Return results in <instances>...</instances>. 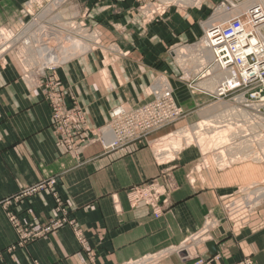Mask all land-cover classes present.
Here are the masks:
<instances>
[{
	"label": "crops",
	"instance_id": "obj_1",
	"mask_svg": "<svg viewBox=\"0 0 264 264\" xmlns=\"http://www.w3.org/2000/svg\"><path fill=\"white\" fill-rule=\"evenodd\" d=\"M28 1L0 0V28L23 22ZM141 3L77 1V18L99 30L102 43L63 63L53 75L67 107L84 110L91 128L107 124L117 106L137 107L149 100L148 89L160 72L168 74L175 99L187 114L179 122H196V104L205 96H196L189 83L196 87L200 78L189 70L185 76L190 78L180 80L181 71L169 49L173 44L199 40L204 12L170 9L161 21L143 25L138 12ZM3 62L0 264H128L160 255L156 264H193L198 259L205 264H239L247 257L255 264H264V199L244 215L228 218L222 210L237 198V188L262 179L259 166L197 167L200 154L195 147L182 149L168 166L157 160L150 143L106 152L97 142L83 150L77 163L65 153L52 131L51 109L42 90L25 84L23 71L11 57L7 55ZM168 169H172L178 189L168 198L161 216L156 218L143 202L132 207L127 193L149 180H161ZM50 179L56 180L61 212H57L59 205L51 190L2 205L24 188ZM211 211L218 223L209 238L196 242L191 249L184 247L186 240L204 229ZM9 213L15 214L22 226L37 229L62 217L73 225L65 224L10 252L18 235ZM77 227L81 237L77 236ZM209 242L216 244L215 256L206 247ZM180 249L183 251L177 252Z\"/></svg>",
	"mask_w": 264,
	"mask_h": 264
},
{
	"label": "rangeland",
	"instance_id": "obj_2",
	"mask_svg": "<svg viewBox=\"0 0 264 264\" xmlns=\"http://www.w3.org/2000/svg\"><path fill=\"white\" fill-rule=\"evenodd\" d=\"M77 1L78 0H62L61 2H59V0H29L24 8L25 18H23V22L16 23L11 27L0 28V61H2V63L4 64L3 59L6 58L7 55L11 57L23 71V80L29 88L41 87L43 89L47 84H49L53 72L57 69V67L67 62L68 60L78 58L101 45L102 33L96 28L92 27L90 24H87V22H84V20H82L81 18H77ZM256 1H258L257 3L260 5L259 0H142L141 5L138 7V12L141 15L143 25H150L161 21V19H163L165 15L168 14L170 9H176L182 13L191 10H196V12H204L205 17L202 20L201 24L203 28V34L199 38V40L194 43L184 45L173 44L170 47L169 52L173 56L174 61L177 63V67L181 71L182 76L180 77V80L188 78L189 76L187 75V77L185 76V74L189 73V70H193L196 78H200V80L195 83L196 87H192V84L189 83V88L192 89V91L196 92V96L205 97L204 99H202V102L198 103V106L196 104L195 123L183 125L181 124V122H179L180 120H183L187 115L185 110L183 109L184 115L182 119L160 130L150 132L148 135L144 136L143 140L137 141L132 144L140 146L148 145L150 143L154 149L157 160L160 163H163L164 165L166 164L168 166L172 165V160L175 158V155L185 147H195L199 152L200 162L197 163V167H199V165H201V167H204L209 164L210 167L215 166L218 169H226L238 164L257 165L263 171L262 179L248 185L241 186L236 190V192H238L239 189H243V192H246V195L244 197L249 195L250 192H253L260 187H264V107L261 106L264 101L260 100L259 102H255L251 97H245V95L242 94V91L233 92L231 94H228L226 97H220L221 95L217 91V89L215 90L213 86L208 87V83L205 80L215 79L217 80V83H219L220 80H226L229 75L226 72H220L217 66H213V68L211 67L210 63H212V56L206 50L204 51V53H201L204 50V47H202L201 44L204 38L205 28L207 24L216 17L215 14L219 10L218 8H220L221 6L223 7V5L224 7H227L230 4L238 3L249 5L253 2L256 3ZM261 1L264 2V0ZM261 7L264 12V7ZM221 19L222 17L216 18L214 22L218 23ZM262 29L263 30L261 31V34L264 36V26ZM45 30L58 32L62 34L63 37L62 39H59L54 34H46L44 32ZM24 32L26 33L25 38L18 40V43L13 45V43L11 42L13 41L12 39H14L13 37H15L16 39L20 34ZM43 34H45L46 36H42ZM6 36H9V40L11 41L6 44L7 48L3 49L4 47L1 48V45L5 44L4 42ZM42 38L47 39L44 41L46 42V46L49 45L51 47H55L56 50L64 54V58L60 63L45 67L41 63L35 64L36 62H38L39 58L38 56L31 58V48L25 44V40H30L31 42L36 43L34 47H36V45L42 47L40 46V44H43V42H41ZM75 44L78 45L77 47H75L76 49H74L77 51H75L72 56L67 55L66 49H70ZM84 45H87L89 47L87 51L85 50L86 46ZM202 48L203 50H201ZM31 60L33 63L30 62ZM208 74L210 76H208ZM167 75L168 74L164 72H160L155 77L150 88L154 85L162 84L165 79H167V81L171 85V81L169 79V76ZM215 87L217 88V85ZM150 88L148 89L147 93L149 97H151ZM62 97L65 102V97L63 94ZM152 101L153 97H151L141 105L151 103ZM176 104L179 105L177 101ZM65 106L66 108H68L66 103ZM68 109L77 110L78 112L84 113L86 116L84 110L78 107H72ZM109 121L107 124L100 128H91L86 120V125L93 132V134H88L89 140L91 141L96 139V135H98L101 129L103 130L106 128V126L109 124ZM51 128L58 140V136L52 126V109ZM200 128H202L203 130H201ZM105 130L107 131V129ZM157 133H159V135L155 139L148 140L151 136ZM107 135L108 138L106 136H104V138L111 141V133H108ZM187 136L189 137L187 138ZM247 140H249V142H247ZM58 143L60 144V146H62V148L64 147L59 140ZM97 143H99V141H97ZM247 144H249V146H247ZM228 145H236L237 147H239V149H244L248 152L250 151L249 153L251 154H248V156H246V153L240 154L239 151L236 150L238 152H234L237 154H235L234 156L235 159L229 162L227 158L226 162H223V160H221L217 154L221 152H224L225 154L226 152L229 153L227 150H222ZM128 146L120 149L119 151H122ZM234 153L232 152L233 155ZM66 154L72 158L71 155H69L68 153ZM259 157L261 159H259ZM73 160L77 162L75 159ZM197 169L199 170V168ZM166 174H168L167 171L163 174V176H165ZM155 179L163 182V178H161V180L160 178ZM155 179L149 180L148 182H145L140 186L146 183H150ZM50 180L42 181L24 188L19 194H17L10 200L2 202V205L6 206L11 202L20 201L21 199L31 198L35 196L36 194L22 196V193ZM127 196L129 200V192L127 193ZM244 197L240 199H237V197L235 200L232 199L229 201L231 202L234 200L236 201V203L238 202V204L244 205H240V207L237 208V211H233L231 214L228 213V210L225 207L227 204H229V202L223 205L222 210L224 212V215H226L228 218L238 214L244 215L246 212L252 211L254 209L253 207L259 205L262 202L259 201L264 199L263 197L259 200L257 199V195H253L251 196L252 199L258 201L254 202L250 206H245V202L244 200H242ZM163 198L165 199V197H162V199ZM161 206L162 209L166 207L165 204H161ZM13 215L16 217L15 214ZM207 220L211 222L208 224ZM10 223L12 224L13 228L16 231V234L18 235V241L17 244L9 248L8 251L12 252L16 247H20L21 245H19L18 243L24 242L22 246H26L29 243L38 240L35 239L34 241H31L30 239L33 238L34 234L39 233L42 230L41 228L37 229L36 226H22L21 224V226H18L16 221H10ZM217 223L218 221L216 222V220L213 218V213L211 211L206 217L204 229H202L200 233L196 234L193 239L191 237L186 240L188 242H186L184 247H186L187 249H191L195 246L196 242H199L201 240H203L204 242V240H207L212 230L217 227ZM22 236L24 237L22 238ZM43 237L44 236L40 238ZM247 259L255 264L251 257H247L244 260Z\"/></svg>",
	"mask_w": 264,
	"mask_h": 264
},
{
	"label": "built area",
	"instance_id": "obj_3",
	"mask_svg": "<svg viewBox=\"0 0 264 264\" xmlns=\"http://www.w3.org/2000/svg\"><path fill=\"white\" fill-rule=\"evenodd\" d=\"M238 5L240 3L230 4L227 7L223 5V7L221 6L218 9L223 10L225 8V12L229 14L233 13ZM248 9V19L245 17L241 19L234 18L230 19L229 22L215 23L216 17L213 18L205 28L201 46L211 52L214 63L220 66L222 71L231 72L232 77H235V80L237 79V83L234 85L236 88L231 87L232 81L227 82L228 92L223 96L242 91L245 97L249 96L255 102H259L264 98V36L261 34L264 26V21H262L264 20V16H262L264 12L261 5L258 4L249 5ZM217 12L216 14L214 13L215 16ZM201 53L204 52L202 51ZM209 74L208 76H210ZM58 88L60 89L59 84L52 75L49 84L41 89L45 100L52 109V126L58 136V140L64 146L65 152L77 162H80L83 150L94 142L99 141V144L106 152H119L120 149L143 140L144 136L150 132L160 130L177 122L184 115L183 108L176 104L171 85L165 79L162 84L154 85L150 88V96L153 97L151 103L137 107L124 104L114 108L110 113L109 124L105 128L107 131L101 129L96 135L97 140L90 141L88 134H93V132L86 125L87 116L77 110L66 108L62 92ZM219 90H222V87ZM110 132L113 135L111 141L104 138V136L108 138L107 134ZM167 172L168 174L162 177L163 182L155 179L150 183L132 188L129 191V200L132 207L143 202L151 208L155 217H159L163 210L161 204L166 205L170 195L178 189L171 174V169L167 170ZM55 186L56 180L52 179L23 192L22 196L35 195L45 190H51L59 205L57 209L59 213L62 211V202ZM245 195L246 192H243V189H239L237 199ZM162 197H165V199L162 200ZM234 200L225 206L229 214L237 211L240 205L244 206ZM9 216L10 221H16L18 226H21L13 213H9ZM210 222L207 220L208 224ZM65 224L73 225V222H68L64 217L52 219L46 226L41 228L42 230L39 233L34 234L30 240L34 241L42 236L45 237ZM76 232L77 236L81 237V230L78 227ZM23 243L18 244L22 246ZM181 251L183 250H177V252ZM160 257L161 255L148 256L128 264H156ZM193 264H205V262L202 259H198ZM240 264L253 263L247 259Z\"/></svg>",
	"mask_w": 264,
	"mask_h": 264
},
{
	"label": "bare ground",
	"instance_id": "obj_4",
	"mask_svg": "<svg viewBox=\"0 0 264 264\" xmlns=\"http://www.w3.org/2000/svg\"><path fill=\"white\" fill-rule=\"evenodd\" d=\"M62 0H59V2H61ZM197 1V0H196ZM258 1H256V3L255 2H253V3H250L249 5H252V4H258L257 3ZM259 2H260V5L261 6H263L264 7V2L263 1H261V0H259ZM249 5H246V4H244L243 5V3L242 4H240V5H238V7H235L236 9L233 11V13H226L225 11H226V9L225 8H223V10H218V12H217V15H216V18H220V17H222V19L221 20H219V22L218 23H225V22H229L230 21V19H234V18H243V17H245L246 19H248V12H249V9H248V6ZM259 5V4H258ZM262 16H264V14H262ZM262 21H264V20H262ZM217 23V22H216ZM260 31V30H259ZM46 34H54L55 36H57L59 39H62V34H60V33H58V32H53V31H51V30H45L44 31ZM258 32V31H257ZM25 35H26V33L24 32V33H22V34H20L16 39H15V37H13L14 39H12L13 41H11V40H9V36H6L5 37V44H3V45H1L2 47L1 48H3V49H6L7 48V46H6V44L8 43V42H12L13 43V45H15L16 43H18V40H21V39H24L25 38ZM42 36H46L45 34H43ZM256 36L258 37V35L256 34ZM12 38V37H11ZM10 38V39H11ZM9 41H8V40ZM257 39V38H256ZM264 39V38H263ZM45 40H47V39H43L42 38V40H41V42H43V44H40V46H42V47H39V45H36V47H34V45L36 44V43H34V42H31L30 40H25V44L27 45V46H29L30 48H31V58H34L35 56H38V58H39V60H38V62H36L35 64H39V63H41L44 67L45 66H51V65H54V64H58V63H60L62 60H63V58H64V54L62 53V52H60V51H58V50H56L55 49V47H51V46H49V45H47L46 46V42H44ZM38 43V42H37ZM78 45H73L70 49L69 48H67L66 50H67V52H66V54L67 55H69V56H72L73 55V53L75 52V51H77V50H74V49H76L75 47H77ZM84 46H86V51L89 49V47L87 46V45H84ZM50 48H52V49H50ZM81 49V48H80ZM2 50V49H1ZM79 50V49H78ZM203 50V49H202ZM207 51L208 53H210L211 54V52L208 50V49H206V48H204V50H203V52L204 51ZM1 52V51H0ZM211 56H212V63H210V65H211V67L213 68V66H217V68H219L218 70L220 71V72H226V71H222V69L220 68V66H218L217 64H215L214 63V58H213V55L211 54ZM33 60V59H32ZM32 60L30 61L31 63H33L32 62ZM212 64H213V66H212ZM226 73H228V75H229V77L226 79V80H220L219 81V83H217V80H215V79H210V80H208V81H206L207 83H208V87H210V86H213L214 88H215V90L217 89V91L220 93V97H226V96H223L226 92H228L227 91V89H228V86H227V82L228 81H232L231 82V87L232 88H236V86H234L235 85V83H237V79L235 80V77H232V74H231V72L229 73V72H226ZM234 76V75H233ZM221 84V85H220ZM217 85V88L215 87ZM220 87H222V90H219L220 89ZM262 100V99H261ZM264 101V100H263ZM261 106H263L264 107V103L263 104H261ZM205 124V123H204ZM220 124V123H219ZM207 125V124H206ZM205 125V126H206ZM210 126V125H209ZM262 127H263V125H262ZM201 130H203L202 128H200ZM111 133V132H110ZM186 134V133H185ZM190 134H192V133H190ZM189 134V135H190ZM184 135V134H183ZM188 135V134H187ZM196 135V134H195ZM111 136H112V138H113V135H112V133H111ZM185 136V135H184ZM189 136H187V138H188ZM185 138V137H184ZM247 142H249V140H247ZM262 142V141H261ZM225 144V143H224ZM228 144V143H227ZM234 146H235V148H234ZM247 146H249V144H247ZM252 146V145H251ZM263 146V145H262ZM222 147V146H221ZM247 149V148H246ZM223 151H225V150H227L229 153H227L226 152V154L224 153V152H221V153H218L217 155L219 156V158L221 159V160H223V162H226V159L228 158V160H229V162L230 161H232L233 159H235V154L236 153H234L236 150H238L239 151V153L240 154H242V153H246L245 155L246 156H248V154H251V153H249L248 151H245L244 149H239V147H237L236 145H228V146H226L224 149H222ZM238 151H236V152H238ZM232 152L234 153V155L232 154ZM251 152H253V151H251ZM258 154V153H257ZM237 155V154H236ZM260 155V154H259ZM254 156V155H253ZM261 156V155H260ZM242 158V157H241ZM258 158V157H257ZM259 159H261L260 157H259ZM236 161V160H235ZM223 162H221V163H223ZM253 195H257L258 196V198L257 199H262L263 197H264V187H260V188H258V189H256V190H254L253 192H250V194L249 195H247L246 197H244L242 200H244V204L246 205V206H250L251 204H253L254 202H257L258 200H253L252 199V197L251 196H253ZM225 198V197H224ZM261 201H263V200H260L259 202H261ZM245 212V211H244ZM226 217V216H225ZM231 218V217H230ZM205 234V233H204ZM185 258V257H184Z\"/></svg>",
	"mask_w": 264,
	"mask_h": 264
},
{
	"label": "water",
	"instance_id": "obj_5",
	"mask_svg": "<svg viewBox=\"0 0 264 264\" xmlns=\"http://www.w3.org/2000/svg\"><path fill=\"white\" fill-rule=\"evenodd\" d=\"M262 100H264V98ZM206 247L210 251L211 255L215 256L217 254V248H216V244L214 242L207 243Z\"/></svg>",
	"mask_w": 264,
	"mask_h": 264
}]
</instances>
